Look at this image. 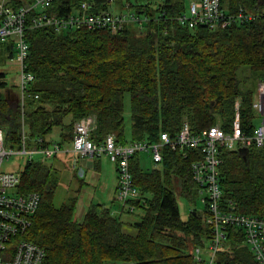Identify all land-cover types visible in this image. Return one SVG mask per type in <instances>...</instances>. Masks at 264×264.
<instances>
[{
    "label": "trees",
    "instance_id": "1",
    "mask_svg": "<svg viewBox=\"0 0 264 264\" xmlns=\"http://www.w3.org/2000/svg\"><path fill=\"white\" fill-rule=\"evenodd\" d=\"M82 1L90 4L93 13L115 3L141 23L124 24L117 33L27 28L25 71L34 81L23 114L18 92L9 87L1 69L14 58L13 40L0 44V129L7 149L19 148L22 122L28 147L38 138L45 144L70 146L74 124L89 116L95 117L91 140L96 143L113 134L117 145L154 144L162 133L174 139L183 123L189 124L192 134L212 126L229 133L237 101L241 131L253 137L255 92L247 83L252 78L264 82L261 19L225 29H190L177 20L186 10L179 0H165L155 10L150 3L127 0H54L51 11L76 12ZM31 2L12 0L10 6ZM220 4L229 14H256L264 9V0H220ZM35 14L31 12L28 19ZM126 95L129 140L124 127ZM55 130L58 139L47 141ZM70 156L75 155L63 153L52 159L57 162ZM220 157L222 199L231 204L227 210L264 218V146L253 144L246 154L221 150ZM194 158L191 150L164 148L162 162L143 169L135 153L129 169L140 198L130 201L133 212L122 210L121 214L131 215L138 209V218L123 222L109 208L92 204L80 224L74 219L78 189L56 207L58 169L27 162L20 172V192H36L41 201L24 239L44 250L43 264H196L192 251L209 229L195 210L182 220L176 200L177 194L188 201L197 196L190 172ZM228 237L216 264H258L240 232L229 229Z\"/></svg>",
    "mask_w": 264,
    "mask_h": 264
},
{
    "label": "built area",
    "instance_id": "2",
    "mask_svg": "<svg viewBox=\"0 0 264 264\" xmlns=\"http://www.w3.org/2000/svg\"><path fill=\"white\" fill-rule=\"evenodd\" d=\"M11 1L0 0V44L13 40L14 58L8 64L17 71L12 88L17 89L22 114L26 99L30 97L29 87L34 81V76L25 71L24 61L29 49L25 36L27 28H49L55 32L80 28L89 31L107 29L117 33L124 24L141 23L140 18L129 10L115 14L110 13L109 9L90 12L87 1H82L76 12L64 15L51 11L54 0H31L29 5L17 8H11ZM33 11L37 14L28 19ZM257 18L264 23V9L256 14H229L221 8L220 0H190L188 12L180 15L177 20L190 29L205 26L210 30H217ZM255 108L263 119L256 127L253 137L244 136L241 131L238 101L235 103V115L229 133L219 126H212L192 134L189 124L183 123L174 139L162 133L159 142L154 144L130 142L117 145L113 134L107 135L101 143H96L91 140L95 129V117L92 116L82 118L74 124L72 142L67 147L56 142L45 144L41 138L33 142L35 145L28 147L29 140L22 122L20 146L17 150H10L5 147L4 132L0 129V264H43L45 258L42 248L24 239L39 208L40 196L36 192L21 193V173L2 170L4 161L9 160L10 156H26L28 163H44L63 153L74 154L80 159L105 156L116 168L117 201L122 210L133 212L134 206L130 201L138 200L140 192L133 184L129 161L135 153L146 152L150 154L154 164H160L164 148L181 152L191 150L196 156L190 165L191 178L196 186L197 197L204 204L202 221L209 233L202 244L192 251L195 263L216 264L219 253L227 247L229 229H233L242 234L244 244L255 261L264 264V218L227 210L231 204L223 201L219 182L221 150L248 149L253 144L257 147L264 146V82L257 85ZM34 156H40L39 160L35 161Z\"/></svg>",
    "mask_w": 264,
    "mask_h": 264
},
{
    "label": "rangeland",
    "instance_id": "3",
    "mask_svg": "<svg viewBox=\"0 0 264 264\" xmlns=\"http://www.w3.org/2000/svg\"><path fill=\"white\" fill-rule=\"evenodd\" d=\"M131 4H147L150 3L151 8L154 10L158 5L162 4L165 0H127ZM176 1V0H175ZM178 1V0H177ZM183 3L185 6V12H188V7L190 4V0H179ZM110 13H125L128 12L126 8L123 7H117L115 3H113L108 10ZM156 14V13H155ZM12 62V61H9ZM1 69L6 72V79L8 82L9 87L14 86L16 82V69L12 68L8 62H6L3 66H1ZM257 85L258 82L252 78L249 79L247 83V88L251 89L252 91L255 92L254 95V102L257 100ZM14 92H17L16 88H12ZM255 113L257 115L255 119V126L258 127L261 124L262 117H259L258 112L255 108ZM124 127H125V135L127 140L130 139V127H131V114H130V104H129V96H125V101H124ZM57 130L54 131L52 136L47 137V141H55L58 139V134ZM40 156H34V160L37 161L39 160ZM139 158H140V165L143 169H153L156 167V164L152 162V159L150 157L149 153L146 152H140L139 153ZM27 157L26 156H20L18 154H14L10 156L9 160H5L3 165H2V170L3 171H13L16 173H20L24 165L27 163ZM43 164H46L49 167L55 166L56 169H58L57 173V178L59 180L58 187L55 192V196L53 198V203L55 204L56 207H59L63 203H65L70 197L72 196L77 189V184H78V178L77 179H70V173L67 171V169L63 165H58L56 161L53 159H47ZM75 174H73V177ZM73 180V181H72ZM72 181V182H70ZM176 200L177 204L179 206V211H180V216L182 220H186L189 216V214L192 211H197L201 216L202 219L204 217V204L202 201L195 196L193 198V201H188L186 198L181 197L180 195H176ZM140 214V210L136 209L135 212L131 215L126 214L124 211L123 215L120 217V219L123 222H133L138 218V215ZM128 231V229H127Z\"/></svg>",
    "mask_w": 264,
    "mask_h": 264
},
{
    "label": "crops",
    "instance_id": "4",
    "mask_svg": "<svg viewBox=\"0 0 264 264\" xmlns=\"http://www.w3.org/2000/svg\"><path fill=\"white\" fill-rule=\"evenodd\" d=\"M63 164H60L61 162ZM71 174L70 179H77V203L74 219L82 223L88 208L92 204H99L109 208L113 215H123L122 206L117 201V174L114 164L105 156L94 159H80L76 156L57 160ZM73 174L75 176L73 177ZM73 181V180H72ZM70 181V182H72Z\"/></svg>",
    "mask_w": 264,
    "mask_h": 264
},
{
    "label": "water",
    "instance_id": "5",
    "mask_svg": "<svg viewBox=\"0 0 264 264\" xmlns=\"http://www.w3.org/2000/svg\"><path fill=\"white\" fill-rule=\"evenodd\" d=\"M237 152L240 153V154H246L248 152V149H246V148H239L237 150Z\"/></svg>",
    "mask_w": 264,
    "mask_h": 264
}]
</instances>
